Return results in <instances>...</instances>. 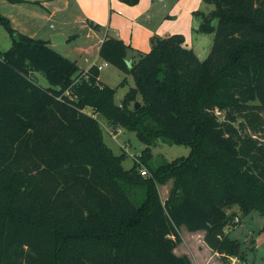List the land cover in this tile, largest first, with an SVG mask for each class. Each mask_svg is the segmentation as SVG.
I'll use <instances>...</instances> for the list:
<instances>
[{"label":"trees","instance_id":"16d2710c","mask_svg":"<svg viewBox=\"0 0 264 264\" xmlns=\"http://www.w3.org/2000/svg\"><path fill=\"white\" fill-rule=\"evenodd\" d=\"M203 1L213 5L195 11L197 30L213 34L203 60L180 34L154 39L137 59L127 57L130 45L105 37L99 57L134 81L119 103L98 66L81 69L0 14L11 39L0 51V264H191L174 253L181 226L203 231L223 263L248 264L225 227L264 215V0ZM96 113L145 143L139 163L148 175L137 162L123 168ZM157 138L190 152L150 168ZM169 179L162 200L157 187ZM127 188L143 189L140 203ZM235 206L238 215L229 212Z\"/></svg>","mask_w":264,"mask_h":264},{"label":"crops","instance_id":"0c3cea01","mask_svg":"<svg viewBox=\"0 0 264 264\" xmlns=\"http://www.w3.org/2000/svg\"><path fill=\"white\" fill-rule=\"evenodd\" d=\"M212 8L203 0H139L135 5L120 0H0V14L9 19L16 32L48 41L54 50L75 60L83 70L98 66L99 80L105 84L102 70L110 64L99 57L98 51L106 36L130 45L127 57L137 59L150 50L154 39L180 34L184 46L203 60L211 48L213 34L197 30L200 17L195 11L208 13ZM89 21L99 28H93ZM54 35L61 38L53 40ZM198 232L201 231L194 233ZM181 240L174 253L188 256L193 264L195 259L179 247L184 243L183 236ZM202 246V251L208 253L198 264H210L217 254L205 243ZM247 262L253 264L248 259Z\"/></svg>","mask_w":264,"mask_h":264},{"label":"rangeland","instance_id":"374dc122","mask_svg":"<svg viewBox=\"0 0 264 264\" xmlns=\"http://www.w3.org/2000/svg\"><path fill=\"white\" fill-rule=\"evenodd\" d=\"M208 34L212 35L211 33ZM10 43L11 39L9 34L4 27L0 25V51L7 50ZM102 77L109 86L116 88L114 94L115 103H119L129 88L134 87L132 77L124 74L112 65L104 67L102 70ZM125 77L126 81L121 84V81ZM34 78L39 85L44 87L50 86L42 73L34 72ZM137 102L139 105L141 104L139 96L137 97ZM132 104L129 105L131 108L133 106ZM84 111L88 114H92V110L89 107L85 108ZM217 114L221 119L223 118L222 113L218 112ZM93 116L97 119L100 125L103 141L107 148L115 155H121L124 153L121 160L123 168L128 169L134 162H137L139 172L145 170L146 174L143 176L148 175L150 173L149 168L145 164L139 163L140 153L146 145L137 137L136 133L119 127L112 128L108 125L107 121L101 114L96 113L93 114ZM149 151L151 153L149 167L156 168L175 158L187 156L190 152V148L182 144H173L164 139L157 138L149 145ZM171 184L172 180L169 179L166 184L157 187L159 196L162 200L167 197ZM127 192L135 204L140 203L144 197V191L141 188H127ZM233 210L237 211L238 215V208L236 206L233 207L232 210H229V212ZM234 222L238 224H228L225 227V231L231 238L239 241L241 251H243L248 260L253 264H264V215L257 211H252L248 215L241 217L240 220L235 217ZM202 233L203 231L198 233L189 232L185 227H182V230H180V236H183L184 243L179 247H181L182 250H186V252L195 259L193 264L202 262L204 260L203 257H206V254L208 253L206 250L202 251V243H204ZM213 259L214 260H212L210 264H243L235 257H229L227 262L223 263L218 254L213 256Z\"/></svg>","mask_w":264,"mask_h":264},{"label":"water","instance_id":"95a60500","mask_svg":"<svg viewBox=\"0 0 264 264\" xmlns=\"http://www.w3.org/2000/svg\"><path fill=\"white\" fill-rule=\"evenodd\" d=\"M59 38H61L59 35H54L52 39L55 40V39H59ZM138 107H139V103L135 102L134 103V109H137Z\"/></svg>","mask_w":264,"mask_h":264},{"label":"built area","instance_id":"2783aa9c","mask_svg":"<svg viewBox=\"0 0 264 264\" xmlns=\"http://www.w3.org/2000/svg\"><path fill=\"white\" fill-rule=\"evenodd\" d=\"M140 173H141L142 175H145V174H146V171H145V170H141Z\"/></svg>","mask_w":264,"mask_h":264}]
</instances>
